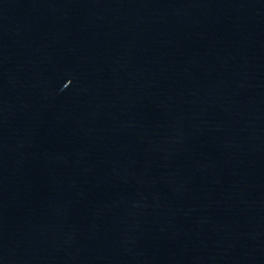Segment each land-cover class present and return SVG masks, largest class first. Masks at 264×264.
<instances>
[{"label":"water","instance_id":"water-1","mask_svg":"<svg viewBox=\"0 0 264 264\" xmlns=\"http://www.w3.org/2000/svg\"><path fill=\"white\" fill-rule=\"evenodd\" d=\"M0 264H264V0H0Z\"/></svg>","mask_w":264,"mask_h":264}]
</instances>
